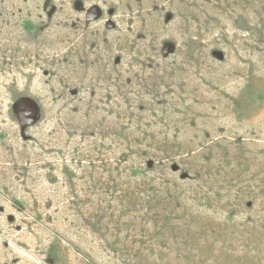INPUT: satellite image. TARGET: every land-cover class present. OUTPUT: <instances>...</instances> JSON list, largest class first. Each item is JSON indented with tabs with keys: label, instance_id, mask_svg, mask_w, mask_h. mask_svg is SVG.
Returning a JSON list of instances; mask_svg holds the SVG:
<instances>
[{
	"label": "rangeland",
	"instance_id": "1",
	"mask_svg": "<svg viewBox=\"0 0 264 264\" xmlns=\"http://www.w3.org/2000/svg\"><path fill=\"white\" fill-rule=\"evenodd\" d=\"M0 264H264V0H0Z\"/></svg>",
	"mask_w": 264,
	"mask_h": 264
},
{
	"label": "water",
	"instance_id": "2",
	"mask_svg": "<svg viewBox=\"0 0 264 264\" xmlns=\"http://www.w3.org/2000/svg\"><path fill=\"white\" fill-rule=\"evenodd\" d=\"M12 109L13 112L17 114L20 124L23 128L34 123V115L37 111V107L33 101L29 99H22L19 104H14Z\"/></svg>",
	"mask_w": 264,
	"mask_h": 264
}]
</instances>
